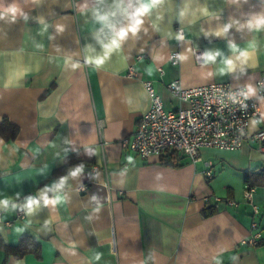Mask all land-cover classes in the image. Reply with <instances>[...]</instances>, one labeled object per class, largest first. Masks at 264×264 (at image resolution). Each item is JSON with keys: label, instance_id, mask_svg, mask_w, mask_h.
Wrapping results in <instances>:
<instances>
[{"label": "crops", "instance_id": "crops-1", "mask_svg": "<svg viewBox=\"0 0 264 264\" xmlns=\"http://www.w3.org/2000/svg\"><path fill=\"white\" fill-rule=\"evenodd\" d=\"M147 2L0 0V201L9 200L0 239L37 246L18 257L0 250V264H264V185L253 187L257 215L243 197V175L259 174L250 163L264 164V150L247 138L165 164L122 146L149 107L145 80L166 110L185 106L166 87L173 80L245 86L259 107L248 131L264 128V25L254 22L264 0H155L97 66ZM214 197L236 206L214 210L205 203ZM18 209L23 220L5 224ZM256 230L260 244L241 243Z\"/></svg>", "mask_w": 264, "mask_h": 264}, {"label": "built area", "instance_id": "built-area-1", "mask_svg": "<svg viewBox=\"0 0 264 264\" xmlns=\"http://www.w3.org/2000/svg\"><path fill=\"white\" fill-rule=\"evenodd\" d=\"M179 39L184 37L181 27L176 28ZM197 62L202 60L200 49L194 50ZM172 64L179 60V53L172 52L169 56ZM129 73L134 74L133 69ZM150 99L148 109L143 112L137 122L130 139H124L122 146L131 153L141 157L161 156L169 151H175L191 162L198 160L202 148H214L232 151L242 146L249 138L260 150H264V128L258 127L249 133V123H259V107L249 95L245 86H233L226 82H211L198 86L184 88L177 80L169 82L168 90L185 103L182 108L166 110L162 99L156 92L151 80L143 81ZM96 170V168H93ZM206 180L212 178L213 171L207 168L203 171ZM84 191L85 186L78 188ZM254 189L244 185L243 197L251 205L252 214L257 215L260 206L253 201ZM205 203L214 210L221 205L236 206L232 198L214 197ZM209 206V205H208ZM24 210L18 209L14 218L6 220L8 226L15 221L23 220ZM0 222L2 216L0 212ZM255 229L257 223L252 221ZM262 241L261 233L256 230L242 244L256 246Z\"/></svg>", "mask_w": 264, "mask_h": 264}, {"label": "clouds", "instance_id": "clouds-1", "mask_svg": "<svg viewBox=\"0 0 264 264\" xmlns=\"http://www.w3.org/2000/svg\"><path fill=\"white\" fill-rule=\"evenodd\" d=\"M154 2L155 0H149V2L142 4V6L136 10V13L133 16V23L128 28L122 29L119 33H117L116 38H114L110 42V44L105 46L106 52L104 54V57H100L95 60V64L97 66L101 65L104 62V59L107 58L108 53H110L113 49L119 48L120 42L127 36L128 32H132L133 34H135V32L138 30V27L142 23V20L139 17L147 14L150 11V9L153 7ZM101 19H104V17H101ZM254 22L256 26L264 25V16L256 18ZM208 59H213V57L209 56ZM227 63L230 65L231 61H228ZM80 171L81 168L78 167L71 173V175L75 176ZM59 199L60 198L57 197V200ZM45 202L48 203L49 201L45 200ZM55 202L56 201H52V203ZM35 203H37V201L34 198H29L27 202V206L29 207V209H31V206ZM8 204H9V200L7 199L0 201V206L7 207ZM12 206L15 207L14 204Z\"/></svg>", "mask_w": 264, "mask_h": 264}, {"label": "trees", "instance_id": "trees-1", "mask_svg": "<svg viewBox=\"0 0 264 264\" xmlns=\"http://www.w3.org/2000/svg\"><path fill=\"white\" fill-rule=\"evenodd\" d=\"M179 156L180 155L175 151H169L161 155L160 158L165 164H171L172 162H176L179 159ZM243 182L251 187H254L257 184L264 185V171H260L257 175L252 174V172H245L243 175ZM212 213L213 210H210V207L202 211L204 216ZM28 242L30 243L20 241L16 245H7L0 239V250L4 251L6 256L13 255L15 257L21 256L30 250L36 251L37 246L33 243V241L30 240Z\"/></svg>", "mask_w": 264, "mask_h": 264}, {"label": "water", "instance_id": "water-1", "mask_svg": "<svg viewBox=\"0 0 264 264\" xmlns=\"http://www.w3.org/2000/svg\"><path fill=\"white\" fill-rule=\"evenodd\" d=\"M250 169H259V170H264V164L261 163V161H253L250 163Z\"/></svg>", "mask_w": 264, "mask_h": 264}]
</instances>
